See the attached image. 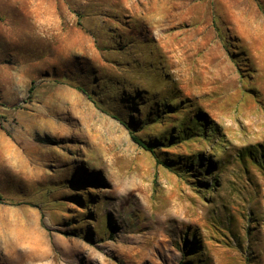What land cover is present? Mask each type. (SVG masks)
Here are the masks:
<instances>
[{"label":"rangeland","instance_id":"obj_1","mask_svg":"<svg viewBox=\"0 0 264 264\" xmlns=\"http://www.w3.org/2000/svg\"><path fill=\"white\" fill-rule=\"evenodd\" d=\"M0 194V264H264V0H0Z\"/></svg>","mask_w":264,"mask_h":264},{"label":"trees","instance_id":"obj_2","mask_svg":"<svg viewBox=\"0 0 264 264\" xmlns=\"http://www.w3.org/2000/svg\"><path fill=\"white\" fill-rule=\"evenodd\" d=\"M82 91H86V90H84L83 88H80ZM200 132H199V134H202L204 131L203 130H199ZM132 139L134 140V142L135 143H137L140 147H142V148H144V149H146V150H149V151H151V152H153V153H155V146H151V145H149V143L146 141V140H144L143 138H141L140 136H138L137 134H135V133H132ZM38 140L39 141H42V142H48V143H55L54 141V139L53 138H51L50 136H45V137H43V136H38ZM0 201H4V197L0 194Z\"/></svg>","mask_w":264,"mask_h":264}]
</instances>
